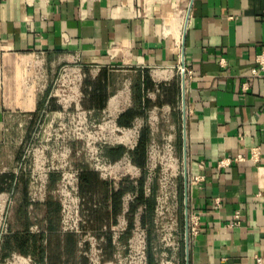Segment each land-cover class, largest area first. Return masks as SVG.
I'll use <instances>...</instances> for the list:
<instances>
[{
    "label": "crops",
    "instance_id": "crops-1",
    "mask_svg": "<svg viewBox=\"0 0 264 264\" xmlns=\"http://www.w3.org/2000/svg\"><path fill=\"white\" fill-rule=\"evenodd\" d=\"M263 49L264 0H0V198L14 193L9 236L24 234L26 255L40 253L39 264H62L63 254L72 257L66 264H86L59 233L57 200L30 202L27 176L12 172L46 103L51 116L78 107L116 122L137 110L125 128L168 109L186 160L183 203L200 221L183 264L264 257V76L253 74ZM66 68L82 74L80 97L55 99ZM92 192L110 203L104 218L113 220L114 194L98 178Z\"/></svg>",
    "mask_w": 264,
    "mask_h": 264
},
{
    "label": "rangeland",
    "instance_id": "rangeland-1",
    "mask_svg": "<svg viewBox=\"0 0 264 264\" xmlns=\"http://www.w3.org/2000/svg\"><path fill=\"white\" fill-rule=\"evenodd\" d=\"M59 90L66 91V93L63 94L69 92L66 84H64V86L55 84L52 87L53 94H62L59 92L57 93ZM152 111L153 110H149L145 118L147 126L152 130L150 131L151 140L147 150L146 167L144 171L141 172L140 178L130 181L128 180L130 176H124L127 174L125 171L118 174L116 171L117 168L111 169L112 173L109 176L112 178L115 177L116 180L122 179L123 185L121 188L132 187L131 190H127L125 193L132 192L133 194H135L136 191L138 193V183L143 178L145 182L143 195L150 201V206L143 204L137 205L138 197H136L130 206V213L126 218L127 227L122 225L118 228H114V235L110 234L108 231L104 232L103 230H110V232L113 233L111 229L118 223L120 207L118 213L112 220L110 218L112 217V206L102 199L100 195L101 192L79 193V203L72 206L74 208V214L75 210H77V214L68 221L67 227L73 228L76 223L79 224L81 221V229L84 232L80 238L82 247H78V237L74 235L75 256L80 260H84L86 264H90V260L96 257H99L100 262L102 261L101 264L107 262L112 263L115 260L116 262H114V264H117L119 260L122 261V264H135L137 255L135 253V246L131 241L134 238V233H136L134 230L135 224H137L135 222L136 214H140V226L137 227V234L141 236L144 234L146 236L145 252L151 255L152 264H160L163 260L171 261L173 264H183L184 262L183 252L188 241L183 240L185 238L184 231L186 223L183 214L185 209L183 196L185 189L184 184L188 185L187 173L184 174L180 140L174 124L171 123L169 119V114L172 111L163 109L161 113L156 110L157 120L153 126L148 124L149 115L152 114ZM101 121L102 118L93 119L88 123H82L80 125V139L73 137V125L65 124L63 127L64 137L56 140L54 139V134L60 135L61 131L55 123L51 122L50 118H46L44 122H40L36 125L31 135V137L35 136L38 138L39 142L32 141V145L29 146L28 144L30 141L26 142V144L24 143L25 145L22 144L21 158L25 156V161L21 162L23 160L20 159L17 165L12 169V172L18 177L22 175L27 176L29 185L30 170L34 165H36L34 166L36 170L39 167L44 170L53 167L56 168L58 172H62L63 175H70L75 171L76 167L82 163L85 166L88 165V167L92 169L95 167L99 174L98 181L106 185L108 191L113 194V192L109 190L110 186L103 182V180L108 181L109 177L100 176L101 173H104L100 168H102L101 166L106 167L109 163L111 164L106 158V151L112 147H123L127 150L128 145L125 144L128 143V140H124L125 144H121L123 139H118L117 142L116 140L107 138L106 132H108V130L104 128V124H100ZM149 122L152 123L151 120ZM49 134L52 135V137H49ZM86 135H90L91 137L87 138ZM168 135L173 138V157L178 161L176 164V177H170V171H165L169 166V161L163 158L164 155H166L164 146L167 144V141H164V139L167 138ZM46 136L50 139L45 140ZM114 136H120V134L114 131ZM37 156H39L38 159ZM20 167L22 168L18 170ZM23 168H25V171H23ZM38 172L41 178L42 171L39 169ZM58 179L59 178H57V180ZM132 182H136V185ZM58 186V192L61 190L64 191V194L68 192V189L64 188L66 186V181L61 182L59 180ZM161 186H168L165 194L161 193ZM54 188L55 187H52V189ZM28 192L29 189L27 190V193ZM145 193L147 195H145ZM72 197L74 198V196ZM13 198L14 193L7 195L5 198L6 204L4 205L3 215L1 217L7 228L10 226V218L14 205ZM161 198H165L164 204L158 202ZM67 206L71 207V204H67ZM74 206H76L77 209ZM140 207H143L142 211L139 210ZM104 214L110 215V217L107 216L109 219L104 218ZM143 221H145V223ZM120 223H122V221ZM111 237L112 240L114 239V245L112 244L109 249L107 244ZM12 254L14 253L9 252L5 254L4 251H0V264H18L20 259L28 257V255L21 253H15L16 255L12 257ZM46 255L48 256L49 253H46ZM50 256H52L51 259H53L54 262H57L58 253L55 249H53V253L50 252ZM30 258V264H39L37 256L32 254ZM71 258L72 257L63 254L60 257L59 263H69V259Z\"/></svg>",
    "mask_w": 264,
    "mask_h": 264
},
{
    "label": "built area",
    "instance_id": "built-area-1",
    "mask_svg": "<svg viewBox=\"0 0 264 264\" xmlns=\"http://www.w3.org/2000/svg\"><path fill=\"white\" fill-rule=\"evenodd\" d=\"M256 62H257V67L256 69H253V74L255 76L258 77H263L264 76V49L256 56ZM177 69L179 71L180 74H182L183 76L187 75L188 77H191V72L187 71L185 66L183 64H180L177 66ZM61 80L59 82L56 81L55 84H58L60 86H64V84H66V87L68 88L69 92H72L73 98H79L80 97V93L78 91V89L80 88L81 85V80H82V74L80 73V71H69V69H64L63 70V76H61L60 78ZM62 84V85H61ZM71 86V87H70ZM62 93V94H51V97L53 96L55 99H59L61 96H64L63 93H65L63 90H59L57 91V93ZM50 104L46 103V105L43 108L42 111V121L44 122V120L46 118H50L52 123H55L58 126V129L61 131V134H54V139H62V137H64V133H63V127L65 124H71L73 125V137L74 138H79L80 139V125L82 123H88L90 122L91 119L88 115L87 116V112H84L83 110H81L80 108L76 107L75 110H71V109H61L59 110L60 112H58V114H55L54 116L50 115ZM157 109L152 111V114L149 115V120H148V124L149 125H154L157 118H156V111ZM52 114V113H51ZM152 121L149 122V121ZM100 124H104V128L108 130V132H106V136L109 139H113L116 140L118 142V139L123 138L125 135H128V143L125 144L124 141H122L121 144H125L128 145V148L126 150V153L118 160L116 161H111L106 153V158L111 162V164L109 163L106 167L101 166L102 168H100V170L102 169V171H104V173H101L100 176H106L109 177L112 173L113 168H117V173L120 174L122 172H126L127 174L124 176H130V178L128 180L130 181H134V179H139L141 172L144 171L141 170L139 167L135 166L132 163V160L130 158V151H133L138 143L139 140V136H140V131L143 128V126L147 123L144 121H136L134 124H132L131 127L129 128H125V127H120L117 125L116 120L113 121L111 118H106L103 117L102 121L100 122ZM149 128V126H148ZM149 130L151 131L152 129L149 128ZM114 131L118 132L120 134V136H114ZM154 131V130H153ZM76 132V134H75ZM52 137V135L49 134V137ZM87 138H90V135H86ZM109 136V137H108ZM50 138H48L46 136L45 140H48ZM44 140V141H45ZM151 140V139H150ZM29 145H32V141H37L39 142V139L36 138L35 136L31 137L29 140ZM164 141H167L166 146H164L165 149V154L163 158H165L167 161H169V166L165 169V171L169 170V176L170 177H176V164H177V160L175 159V157H173V138L168 135L167 138L164 139ZM149 145V144H148ZM148 150V147H147ZM256 153H254L252 155V158L255 160L256 159ZM146 157H147V151H146ZM26 157L23 156L21 158V162H24ZM39 158V156H37V159ZM36 161V160H35ZM146 162H147V158H146ZM24 164V163H23ZM125 166H124V165ZM36 166V165H34ZM33 168L30 170V182L28 185V197L30 202H36L38 200H44L48 194H51L59 203L60 205V227H59V233L62 235L65 234H72L73 236L75 235L76 237H78V247H82V243L80 242V238L81 235L84 233L83 230L81 229V221L80 223H76L75 226L73 228L67 227L68 221L70 219H72L73 216H76L75 214H77V210H75V214L73 211V205L74 204H78L79 203V193H80V188H79V184H80V175L84 172V171H90L96 174L97 178H99V174H98V170L95 169V167L89 168L88 165L85 166L84 164L80 163L75 171L70 174V175H63L62 172H58V170L56 168H48L47 170H44L42 168ZM42 166V165H41ZM146 167V165H145ZM22 167L18 168V170H20ZM42 171V177L40 178V174L38 172V170ZM95 169V170H94ZM23 171H25V168H23ZM1 172H4V170H1ZM51 174H55L58 175V180L56 181L55 185L53 187H55L54 189L50 190L49 189V182H50V176ZM61 176V178H60ZM16 177H18L16 175ZM59 180L61 182L66 181V186L64 187L65 189H68V192L66 194H64V191L61 190L58 192V182ZM197 181V178H194L191 180L192 183H195ZM103 182L107 183L109 187V190H111V192L116 193L118 191H120L123 183H122V179H117L114 177H109L108 181H104ZM134 185H136V182H132ZM187 186V185H186ZM137 187V186H136ZM168 186H161V193L165 194L166 190H167ZM57 189V190H56ZM138 189V188H137ZM143 189L145 190V182L143 184ZM144 190H143V194H144ZM81 194V193H80ZM145 195H147L145 193ZM74 196V198L72 197ZM136 197H138V193L136 191L135 194H133L132 192H126L123 193L120 199V212H119V220L118 223L111 229L113 232L114 228H118L122 225L127 227V221L126 218L130 213V206L133 203V201L136 199ZM145 197V196H144ZM81 202V201H80ZM159 203L164 204L165 203V198H161L159 201ZM6 204V199H3V204L0 205V251H2V244L3 241L5 239L6 236H8L10 234L9 231V227L7 228V226L3 223L2 220V215H3V209H4V205ZM67 204H71L70 206H67ZM76 209L77 207L74 206ZM143 207H140L139 210L142 211ZM184 217H185V234H184V239L185 241L189 240L190 237L195 236L198 233L199 230V216L193 212V211H185L184 213ZM140 214H136L135 215V222L137 224H135L134 230L136 231V233H134V238L132 239L131 243H133V245L135 246V253L137 255V261L135 262V264H148V252L146 254L145 252V241H146V236L144 234L139 235L138 233V229L137 227L140 226L139 219ZM235 218H238V214H236ZM122 221V223H120ZM133 226V224H132ZM125 227V229H126ZM36 229V228H35ZM133 230V231H134ZM108 231L110 234L114 235V232L111 233L110 230H103ZM112 236V235H111ZM109 242L112 246V244L114 245V239L112 240L109 239ZM187 245H188V241H187ZM84 246V244H83ZM16 254H12V257H14ZM31 262V258L30 256L25 257L24 259H20L18 264H30ZM102 262V261H101ZM99 257H96L92 260H90V264H101ZM116 262V260L114 261ZM114 262H107L104 264H114ZM254 264H264V257H259V256H255L254 257ZM117 264H122V261L119 260L117 262ZM160 264H173L171 261H167V260H163Z\"/></svg>",
    "mask_w": 264,
    "mask_h": 264
},
{
    "label": "trees",
    "instance_id": "trees-1",
    "mask_svg": "<svg viewBox=\"0 0 264 264\" xmlns=\"http://www.w3.org/2000/svg\"><path fill=\"white\" fill-rule=\"evenodd\" d=\"M139 113L137 112V110H128L126 111L118 120H117V125L118 126H126L129 125L130 122L133 121V119L138 115ZM151 139V134H150V130L148 128V126L145 124L143 126V128L140 131V136H139V140L137 143L136 148L130 152V158L132 160V163L139 167L141 170H143L145 168L146 165V151H147V147L148 144L150 142ZM126 153V150L123 147H112L109 148L106 151V155L107 157L111 160V161H116L118 159H120L124 154ZM58 176L55 174H51L50 176V183H49V187H53L54 184L57 181ZM96 179L97 176L95 173L90 172V171H84L81 175H80V184H79V188H80V193L83 194L86 191L88 193H91L92 191V187L93 185L96 183ZM143 184H144V180L142 178V180H140V182L138 183V201H137V205L139 204H143V205H148L150 206V201L148 199H146L143 195ZM132 187H124L121 188L120 191L113 193L114 194V199H113V203H114V211H116V209L118 208V205L120 207V199L123 193H125V191L127 190H131ZM86 190V191H85ZM54 206V205H53ZM52 206V207H53ZM22 212V211H20ZM145 223V221H143ZM66 236L72 237L74 239V244H75V238L72 234H65ZM27 237L24 234H18V235H11V236H6L3 244H2V250L4 249L5 254L6 252L9 253L12 250H18L19 253L26 255L27 253ZM108 248H111V244L110 242H108ZM35 256H41V254L39 253V255L37 253L33 254ZM38 260H40V258L38 257ZM148 264H152V258L151 255L148 254Z\"/></svg>",
    "mask_w": 264,
    "mask_h": 264
},
{
    "label": "bare ground",
    "instance_id": "bare-ground-1",
    "mask_svg": "<svg viewBox=\"0 0 264 264\" xmlns=\"http://www.w3.org/2000/svg\"><path fill=\"white\" fill-rule=\"evenodd\" d=\"M122 141H126V140H128V135H125L123 138H120ZM129 141V140H128ZM185 157H184V159H183V167H184V174H186V168H185ZM3 204V200L0 198V205H2Z\"/></svg>",
    "mask_w": 264,
    "mask_h": 264
},
{
    "label": "water",
    "instance_id": "water-1",
    "mask_svg": "<svg viewBox=\"0 0 264 264\" xmlns=\"http://www.w3.org/2000/svg\"><path fill=\"white\" fill-rule=\"evenodd\" d=\"M184 188L186 189V185L184 184ZM184 207H185V211L187 212V206H186V202L184 203ZM187 246V244H186Z\"/></svg>",
    "mask_w": 264,
    "mask_h": 264
}]
</instances>
